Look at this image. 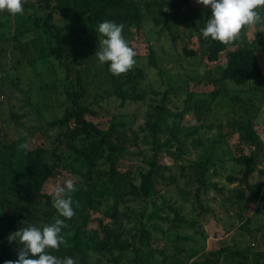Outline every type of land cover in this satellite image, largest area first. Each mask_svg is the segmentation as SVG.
I'll return each instance as SVG.
<instances>
[{"label": "rangeland", "instance_id": "rangeland-1", "mask_svg": "<svg viewBox=\"0 0 264 264\" xmlns=\"http://www.w3.org/2000/svg\"><path fill=\"white\" fill-rule=\"evenodd\" d=\"M134 3L143 21L120 22L137 52L136 64L120 80L134 77L123 86L128 97L123 104L117 83L95 55L102 38L98 24L86 20L78 0H53L61 11L51 19L45 0H24L22 14L0 11V222L15 209L20 221L12 232L65 219L67 244L50 251L71 256L76 264H264V22L243 27L210 61L212 38L201 33L210 7L196 0ZM47 24L58 29L59 44ZM57 46L59 58L51 54ZM244 48L256 51L262 77L238 86L223 79V70L227 54ZM150 51L159 69L149 65ZM80 84L85 94L77 104L89 110L85 118L114 148L104 146L92 167L57 144L65 128L49 126L74 108L68 94L80 91ZM146 123L155 131H142ZM247 124L261 148L241 141ZM85 145L75 141L79 149ZM37 146L48 149L47 160L56 162L58 172L39 199L20 198L22 153ZM252 153L255 172L242 183L244 166L236 160ZM153 161L155 194L134 197L131 187L139 186ZM202 163L205 188L197 182ZM66 179L78 189L71 219L61 217L52 203L53 185ZM258 183L260 197L249 198L247 184ZM104 228L120 234L123 252L94 251L104 242ZM21 248L3 240L0 264L18 259Z\"/></svg>", "mask_w": 264, "mask_h": 264}, {"label": "trees", "instance_id": "trees-1", "mask_svg": "<svg viewBox=\"0 0 264 264\" xmlns=\"http://www.w3.org/2000/svg\"><path fill=\"white\" fill-rule=\"evenodd\" d=\"M45 8L49 11L48 19H51L58 12L61 11V6L52 4L53 0H45ZM51 1V2H50ZM81 6L84 17L86 20L92 24H98L103 20H112L117 23L120 22H132L139 25L143 20L142 13L135 6L134 0H78ZM50 2V3H49ZM168 22H173L172 19L165 18ZM159 23V20H155ZM46 23V22H45ZM171 27V26H170ZM175 27V26H174ZM47 29L50 31H55L54 37L56 38L57 44H59V31L56 26L47 24ZM174 30V28H171ZM210 53L208 59L214 61L218 58L219 54L225 50V44L212 39L210 46ZM188 55H194V52H186ZM51 54L55 55L57 58L61 57L62 51L57 46V48H52ZM226 66L223 70V79L231 81L235 85H244L249 81L258 80L262 77L261 67L258 61L256 51L251 48H244L236 51L229 52L226 57ZM148 63L151 67L159 69V65L155 59L154 53L149 52ZM106 69L111 77L112 83L116 84V91L121 99V104L125 103L128 97L123 93V86L134 80V77L123 79L122 73L120 75H113L109 71L107 62L105 63ZM129 75V74H128ZM130 77V76H128ZM80 91L68 94V98L72 100L74 108L68 110L63 118L59 120L52 121L50 127L65 128L66 130H60L57 137V144H65L68 149L76 154L77 157L83 160L84 163L88 164L90 167L94 166L95 160L103 149L104 146H108L110 152L114 151V148L110 147V141L108 136L102 134V131L98 128L96 124L88 121L85 117L89 110L82 106H79L77 102L82 99L85 94L84 88L81 84L79 85ZM67 127H71L68 128ZM142 131L150 129L155 131V126L146 123L140 128ZM83 139L86 143L85 148L79 149L75 146V141L77 139ZM241 141L245 144L253 145L261 148V141L257 133L253 130L250 124L244 127V135L241 136ZM57 145V146H58ZM58 146V147H59ZM57 159L61 158V155L56 154ZM49 151L43 146H37L33 149H27L22 153V169L21 177L24 181V189L19 192L18 196L21 198L22 195L29 197L33 200L39 199L41 197L42 191L45 184L52 178H54L58 172V166L56 162L50 164L48 162ZM110 159V158H109ZM237 163L244 166L242 183H248V178L255 172L256 155L254 153L250 155H242L237 160ZM150 169L141 175V180L139 186L133 185L132 195L134 197L148 198L153 196L156 192V163L150 162ZM197 182L200 183L202 187H207L208 182L206 180L207 164L202 163L197 165ZM230 180H234L230 178ZM12 185L18 187L19 183L15 180L11 182ZM262 185L258 184H247V190L249 192V198L258 199L260 197V192ZM181 194L184 200H187V194L184 190H181ZM246 193L244 190H240L239 198L244 199ZM14 215L10 218V214H6L5 218L0 222V243L7 239L8 236L14 231L15 226L18 225L19 212L17 209L13 210ZM104 242L99 246L94 248L95 252L110 251L113 249L123 252L126 247V242H120V234L113 230L104 228ZM142 238L147 240V231L141 229ZM110 241V242H109ZM86 264V263H85Z\"/></svg>", "mask_w": 264, "mask_h": 264}, {"label": "clouds", "instance_id": "clouds-1", "mask_svg": "<svg viewBox=\"0 0 264 264\" xmlns=\"http://www.w3.org/2000/svg\"><path fill=\"white\" fill-rule=\"evenodd\" d=\"M197 3L210 7L211 14L201 29L204 38L211 37L222 43L234 40L245 26L264 22V0H196ZM0 11L10 15L24 12V0H0ZM97 31L101 34L100 47L95 55L101 64L107 62L113 75L126 73L136 64V50L124 36V25L112 20L98 23ZM26 147V145H22ZM73 179L54 184L51 189L52 203L61 217L71 219L76 213L73 207V193L77 191ZM65 219L57 218L54 222L38 227L24 225L8 236L9 241L22 244L18 259L6 260L3 264H76L71 256L58 257L50 249H59L67 244L63 229Z\"/></svg>", "mask_w": 264, "mask_h": 264}]
</instances>
